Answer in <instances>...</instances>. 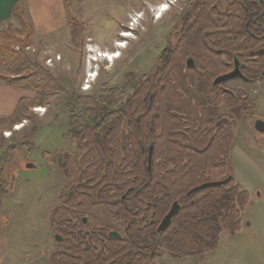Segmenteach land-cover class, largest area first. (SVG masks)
<instances>
[{
  "label": "trees",
  "instance_id": "trees-1",
  "mask_svg": "<svg viewBox=\"0 0 264 264\" xmlns=\"http://www.w3.org/2000/svg\"><path fill=\"white\" fill-rule=\"evenodd\" d=\"M217 1L186 0L188 6L177 16L184 27L177 37V49L158 54L151 73L139 78L128 74L127 85L133 90L123 102L124 84L103 85L97 96L73 93L67 101L69 133L76 151L60 158L59 171L68 182L62 197L65 202L52 210L49 221L55 231L66 234L68 241L64 245L69 248L59 245L49 257L50 264H75V256L85 253L81 247L77 250L73 245L78 238L66 232L74 229V208L83 203L93 208L102 199L110 200V210L118 211L119 218L122 215L131 218L138 206L145 208L148 204L154 210L153 222L139 229L134 221L128 230L141 232L142 236L133 234L125 242L109 240L99 245L97 239H93L86 249L97 245L106 249L101 254L108 258L104 260L94 253V259L88 260L91 263L146 262L152 250L175 259L195 258L212 252L223 231L236 234L241 230V212L248 206L250 196L232 176L230 150L235 140L236 119L252 114V101L243 93L235 97L223 93L221 102L229 115H224L218 125L215 103L204 100L200 92L193 101L187 98L191 86L210 87L215 76L230 69L232 54L248 50L246 44L240 45L232 35L225 34L222 46L219 42L211 45L212 50L223 49L222 56L227 60L220 61L203 42L219 39L217 23L234 33V24L249 22L250 1L224 0L223 12L218 9ZM66 13L70 44L80 48L84 41V25L72 13L67 10ZM11 18L18 26L8 24L5 30L0 29V84L28 89L44 104L46 96L60 89L59 80L44 63L24 51L33 43V33L20 1L12 10ZM188 24L190 26L186 27ZM245 30L246 27L241 26L240 31ZM187 57L193 60L191 68L187 67ZM244 64L242 76L252 81L261 77L264 61ZM21 103L22 100L17 108ZM15 113L0 121L19 124L21 121ZM184 120L189 123L182 122ZM184 128L189 129L184 131ZM35 134L34 128L17 145L6 147L0 154V198L8 194L9 173L6 172L11 154L20 147H30ZM190 140L196 150L186 146ZM149 142L153 146L148 163ZM227 178L228 181L218 188H207L187 196L189 190L201 184L218 183ZM101 184H110L112 189L110 192L100 190ZM114 184L122 189L118 191ZM130 185L135 189L127 196L126 205L132 211H123L118 201L123 188ZM173 201L181 203L179 213L166 231L154 233L153 228ZM95 230L105 231L98 227Z\"/></svg>",
  "mask_w": 264,
  "mask_h": 264
},
{
  "label": "rangeland",
  "instance_id": "rangeland-1",
  "mask_svg": "<svg viewBox=\"0 0 264 264\" xmlns=\"http://www.w3.org/2000/svg\"><path fill=\"white\" fill-rule=\"evenodd\" d=\"M184 1L176 0L172 6L166 0H64L67 12L84 25L83 45L76 48L67 38H53L47 43L33 41L30 50H24L42 63L47 57L53 59L50 65H43L55 73L60 89L46 96L44 104L34 92L25 90L28 98L15 113L21 122L0 121V154L36 130L30 147L18 148L7 166L8 194L0 198V264H50L49 254L56 244L47 220L66 185L59 162L75 151L67 101L73 93L97 96L103 85H123L130 73L136 78L151 73ZM165 4L168 10L155 18L157 9ZM11 21L13 27L18 26ZM124 31L130 36L122 37ZM121 41L123 46L117 47ZM113 51L119 56L112 61L100 57ZM93 68L97 73H92ZM228 86L245 90L255 103L254 116L264 120V77L251 85L237 81ZM128 92L123 93L122 102ZM234 139L232 176L250 196L241 212V230L236 234L223 231L212 252L184 259L163 253L160 264H264V133L252 129L251 118H242L237 120Z\"/></svg>",
  "mask_w": 264,
  "mask_h": 264
},
{
  "label": "flooded vegetation",
  "instance_id": "flooded-vegetation-1",
  "mask_svg": "<svg viewBox=\"0 0 264 264\" xmlns=\"http://www.w3.org/2000/svg\"><path fill=\"white\" fill-rule=\"evenodd\" d=\"M192 1H194V0H191V2ZM222 1H224V0H218L216 3H217L218 9L222 10V12H223V9L225 10V6H224L225 4ZM248 1L251 2V6L248 9L249 22H247L244 25H242L241 23H236V25L234 24L232 26L235 28L234 33L227 32L223 27L224 24L217 23L216 28L219 30V39L217 41L210 40V39L203 40V42L208 46V49L212 50L211 45H213L215 42H219V46L223 45L222 40H221L223 35H225V34H227V36L232 35L231 37H234L235 39H237V41L240 43V45L246 44L248 47V50L245 52L242 51V52H237V54H232L231 58H230L231 63H229L231 66L230 69L223 74L215 76V78L211 82L210 87L204 86V87L199 89L198 87H195L193 85L189 88V91H188L189 95L187 96V98L190 101H193L194 98L198 95L197 92H200L204 100L209 99L208 100L209 103H215L214 108L216 109V112L218 114V123H219L218 125H220L222 123V118L224 117V115H229L228 112L225 110L223 103L221 102L223 100V96H222L223 93L228 94V95L233 96V97H235L239 93H243L245 95L244 97H247L250 99V101H252L251 98L248 96L247 92H245V90H243L241 88H236V87L235 88L229 87L228 84L231 82L239 81L241 83L251 85L252 83L257 82L259 79L264 77V68H263V72L261 74V77L255 81H252L251 78H246V77L242 76L243 75L242 69L246 66L244 63H247V62L254 63V62H257L259 60L264 61V0H248ZM175 2H176V0H175ZM172 6H174V4ZM187 6H188V4L185 0L183 3L182 13L185 11ZM188 26H190V24L186 25V27H188ZM241 26H245L246 30L243 32L240 31ZM182 28H184L183 25L181 23H179L178 19H177V22L174 25V27L172 28V31L170 33V38H167V40L164 41L165 42L164 48L161 50V52L166 51V50L175 52V50L177 49V45L179 43L178 42L179 39H177V37L183 33ZM187 34H189V33H187ZM212 52L216 53V55L219 56L220 61L227 60L225 57L222 56V52H223L222 48H219V49L214 48L212 50ZM158 58H159V56H158ZM158 58H157V60H158ZM186 64H187L188 68L193 67L192 66L193 60L187 57ZM235 67L238 69L241 77L229 80V81L224 82V83L215 84V80L217 78L233 72L235 70ZM92 70L95 73H97L94 70V68ZM142 75H144V74H142ZM96 76H97V74H96ZM126 80H127V77L125 76V81L123 82L125 85L124 93L127 92V90H129L130 92L133 90V88L131 86L127 85ZM130 92H128V94H130ZM128 94L126 95V97L128 96ZM210 96H212L213 99H210ZM126 97H125V99H126ZM211 100H213V101H211ZM252 106L254 108V111L252 112V114H249V115H247V117H243V118H251L252 129L256 132V130L254 129L255 122L259 121V120L264 122V120L262 118H258V117L254 116L255 115V113H254L255 112L254 101H252ZM219 116L221 117L220 119H219ZM239 119H242V118H239ZM237 120L238 119H236V125H235L236 129H237ZM125 122L126 121H124L123 123H125ZM182 122L189 123V121H187V120H184ZM127 128L128 127H126L125 129H127ZM188 129L189 128H184V131H187ZM152 146H153V143L149 142V145L147 148V154H149V148L150 147L152 148ZM186 146L188 148L196 150V146L193 143V141H191V140L188 141V145H186ZM75 151H76V149H75ZM151 154H152V151H151ZM147 160H148V155H147ZM67 184H68V182L66 180L65 192H66ZM89 187H91V185H89ZM99 187H100V190H103L105 192H110V190L112 189L110 184H101V185H99ZM114 187L116 189H118V191L122 189V187L119 186L118 184H114ZM123 189L124 190H123L122 195L120 196V199L118 202H119V204L122 205L123 211H132V209L126 205V201H127L126 198L130 194V192L134 191L135 186L130 185V186L124 187ZM138 189L139 188H137L135 191H138ZM187 196H190V195L187 194ZM62 197H63V195L58 199V203L53 207V209L55 207L63 205L65 200ZM114 201L116 202V200H114ZM93 202H97V201L93 200ZM127 203H128V201H127ZM173 203L178 204L179 211H180L181 203L178 201L171 202V204L168 208V211L170 210ZM84 204L85 203H83L82 206H77L76 208H74V212H75V214H74L75 221L73 222L74 229L66 232V233H68V235L78 238V241H76L73 244V245H75L74 246L75 249L78 250V247H81V250L85 252V253L79 254L78 256H75V259H76L75 264H114L112 262H103V263H91V262H89L88 261L89 259L90 260L94 259L93 258V257H95V256H93L94 253L96 254L97 257H100V258L102 257L104 260L107 259L108 257L102 256V254H101V252L105 251L106 249L102 250L101 247H97V245H95V246H89V248H88L89 250H88V249H86L87 248L86 246L89 245V243H91L93 241V239H97V242H98L97 244L100 245V244H104V243L107 244L109 242V240L125 242L133 234H135L137 236H142L141 232L133 233V232H130V230H128L130 228L131 224H133L135 221L137 227L139 229H142L143 227L151 225L153 222L152 218L154 215V210L148 204H146L145 208H141L140 206H138V209H136L133 212V215L131 218H124L125 216L122 215L123 219L119 218L118 211L114 210L112 212L110 210V206H109V205H111L110 200L106 201V199H104V200L102 199L93 208H89L88 206H90V205L86 206ZM52 210H51V212H52ZM168 211L166 212V214L168 213ZM179 211H178V213H179ZM143 213H149V215L148 214L144 215ZM50 215H51V213H50ZM107 217L109 218V220L106 221ZM164 217L165 216L163 215L161 220L155 225V228H153L154 233H156V234L162 233V232H157V228H158L160 222L162 221V219ZM146 219L149 220L148 224L145 223ZM49 220H47V221H48V226H49L51 233H52V240L56 244L55 249L50 251L49 255L51 256L53 251L60 248L59 245H61V247L65 248V249H68L69 247L64 245L68 241L66 234L65 233L64 234L58 233L57 231H55L54 227L51 225V221H49ZM172 220H171V222H172ZM95 227H98L99 229H105V231L95 230ZM168 227H170V226H168ZM110 234H114V237H111ZM71 243H73V241ZM163 253L164 252H156V251L152 250L150 253H148V259L146 260V262L141 261V262H137L135 264H160L159 261L162 258ZM153 259H155L156 262H154ZM131 264H133V263H131Z\"/></svg>",
  "mask_w": 264,
  "mask_h": 264
},
{
  "label": "crops",
  "instance_id": "crops-1",
  "mask_svg": "<svg viewBox=\"0 0 264 264\" xmlns=\"http://www.w3.org/2000/svg\"><path fill=\"white\" fill-rule=\"evenodd\" d=\"M19 1L31 25L33 41L47 43L53 38L70 40L64 0H0V28L12 23L11 12ZM26 92L0 84V118L12 116L18 103L28 98Z\"/></svg>",
  "mask_w": 264,
  "mask_h": 264
},
{
  "label": "water",
  "instance_id": "water-1",
  "mask_svg": "<svg viewBox=\"0 0 264 264\" xmlns=\"http://www.w3.org/2000/svg\"><path fill=\"white\" fill-rule=\"evenodd\" d=\"M238 77H241V76H240L238 69L235 67V70L233 72L217 78L215 80V84L224 83V82H227L229 80H232V79H235ZM254 129L256 130L257 133H260V134L264 133V122H262L260 120L256 121L254 124ZM151 151H152V148L150 147L149 148V154H147L148 155V162H150V160H151ZM28 166H30V165H27V167ZM228 179L229 178H227L226 180H223V181H219L218 183L217 182H207V183L201 184V185L193 188V190L191 189L187 194L192 195V194H195L197 192L203 191L207 188H215V187L218 188V187L224 185L228 181ZM178 211H179L178 204L173 203L170 210L168 211V213L166 215H164L165 217L160 222V224L157 228V232L165 231L168 228V226H170L171 220L177 215ZM110 236L114 237V234H110Z\"/></svg>",
  "mask_w": 264,
  "mask_h": 264
},
{
  "label": "bare ground",
  "instance_id": "bare-ground-1",
  "mask_svg": "<svg viewBox=\"0 0 264 264\" xmlns=\"http://www.w3.org/2000/svg\"><path fill=\"white\" fill-rule=\"evenodd\" d=\"M167 10H168V6H166V5H164L163 7L158 8L157 11H156V17L155 18H159V17L161 18V16L163 15V13L165 11H167ZM128 36H130V33L124 31V33L122 34V37H125L126 38ZM122 42L123 41L116 43V46L117 47H122L123 46L122 45ZM90 52L92 53L93 51L90 50ZM97 56H100V55H97ZM117 56H119V54L118 53L116 54V51H113V52H110V53L108 52V53L102 54L100 57H104V58L112 61L114 58H117ZM89 76H91V73L89 74ZM36 111L37 112H42L43 110L42 109H36ZM15 128L16 129H19L20 126H16Z\"/></svg>",
  "mask_w": 264,
  "mask_h": 264
},
{
  "label": "built area",
  "instance_id": "built-area-1",
  "mask_svg": "<svg viewBox=\"0 0 264 264\" xmlns=\"http://www.w3.org/2000/svg\"><path fill=\"white\" fill-rule=\"evenodd\" d=\"M168 3L167 4H173L174 2H175V0H166ZM167 4H165V5H167ZM30 46H27L24 50L25 51H28V50H30V48H29ZM17 50H18V48H16ZM54 59H56V60H58L59 59V57L58 56H56V58H54ZM52 61H53V59H51V57H47L46 59H45V62H44V64L46 65V66H48V65H50L51 63H52ZM92 61H94V60H92ZM87 88H88V86L86 87V88H83V90H87Z\"/></svg>",
  "mask_w": 264,
  "mask_h": 264
},
{
  "label": "clouds",
  "instance_id": "clouds-1",
  "mask_svg": "<svg viewBox=\"0 0 264 264\" xmlns=\"http://www.w3.org/2000/svg\"><path fill=\"white\" fill-rule=\"evenodd\" d=\"M170 5V4H169ZM102 58H104V57H102ZM92 68V67H91ZM92 73H95L94 71L92 72Z\"/></svg>",
  "mask_w": 264,
  "mask_h": 264
}]
</instances>
